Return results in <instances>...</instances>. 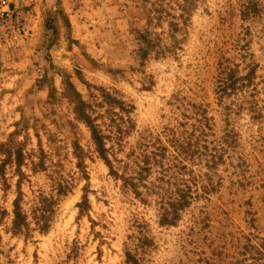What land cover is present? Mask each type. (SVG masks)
Segmentation results:
<instances>
[{"label":"rangeland","instance_id":"1","mask_svg":"<svg viewBox=\"0 0 264 264\" xmlns=\"http://www.w3.org/2000/svg\"><path fill=\"white\" fill-rule=\"evenodd\" d=\"M253 2L259 12L244 17L245 0H0V264H133L127 253L138 264H246L247 245L264 247V0ZM230 75L236 88L221 92ZM69 81L119 175L133 173L140 143L203 129L217 165L186 162L185 177L209 193L160 225L156 196L141 202L97 154ZM18 148L27 234L12 230ZM144 236L152 242L137 248Z\"/></svg>","mask_w":264,"mask_h":264},{"label":"trees","instance_id":"2","mask_svg":"<svg viewBox=\"0 0 264 264\" xmlns=\"http://www.w3.org/2000/svg\"><path fill=\"white\" fill-rule=\"evenodd\" d=\"M259 12L258 5L253 2V0H245L243 16L249 17L251 15ZM142 58L148 55L150 51L149 43H144L140 47ZM250 74L246 75V79H249ZM236 77L230 75L229 78L225 79L224 82L219 86L221 92L226 91L229 87H232L234 90L236 88L235 84ZM250 81V80H249ZM248 81V82H249ZM102 98L104 103L107 104H120L122 102L116 97L112 96L110 93L102 91ZM224 94V93H220ZM66 98L73 104L74 113L76 118L82 121L90 130L91 138L95 144L96 152L99 157L105 162V164L110 169V172L116 177L123 181L124 185L128 186L135 197H137L141 202H148L149 196L155 195L157 204L159 205L160 210V219L159 224L162 226L175 225L180 219L182 211L191 204L192 200L197 195H204L207 192L209 193L208 187H203L200 189L199 185L195 183L192 185L190 180L187 179L186 175H193L194 169H190L187 163L197 162L200 164H205L207 167L212 166L213 168L217 165V160L219 157L218 146L211 148L203 139L205 136L204 130L200 129L198 135L185 134L183 137H178L176 134L168 141V145L163 144L159 139H156L155 142L150 143H140L139 149L134 150L132 164H128L133 169V173L129 175H124L115 171L113 169L112 161L108 157V148L106 147L107 136L100 128V125L96 123V117L92 116V113L87 111L86 107L81 101V96L79 92L74 88L73 84L69 81L65 88ZM103 103V102H102ZM101 104V102H100ZM198 130V129H196ZM197 134V133H196ZM172 147L171 150H168ZM74 154L78 158L77 166L84 170V163L82 158L81 147L78 144H74ZM167 151L169 153L167 154ZM171 151V152H170ZM26 155L21 148H18L14 152L13 165L15 167V172L18 176L17 180V195L13 201V221H12V230L16 233L27 234L30 229V222L28 220V215L24 211L21 201L23 192L21 190V183L23 177L25 176L22 167L25 165ZM187 162V163H186ZM7 165V160L3 159L0 164V177L4 179L5 186H8L6 183V177L4 173L5 166ZM158 169L159 177L155 178L154 181H151L150 175L153 172V169ZM194 186V189H193ZM196 189V191H194ZM61 193H66L67 190L59 187ZM86 203V201L84 202ZM85 205L79 203L80 211L82 212L85 208ZM87 206V204H86ZM41 212L44 209H39ZM38 215V213H36ZM35 215V222H38L40 216ZM38 230L44 232L47 230L49 223L47 220H41V223H36ZM147 237L144 236V239H137L140 243L142 242L143 246H137V248L145 249L150 242V239L147 241ZM148 242V243H145ZM254 245H247L246 249L251 248L249 253L250 259L246 264H264V247H257ZM246 254V253H245ZM139 258L134 256L131 253H127V261L132 262L133 264L139 263ZM246 260L244 259V262ZM234 262L238 264L240 261L236 259ZM234 262L230 263L233 264Z\"/></svg>","mask_w":264,"mask_h":264}]
</instances>
